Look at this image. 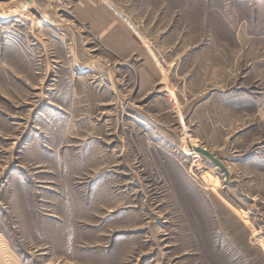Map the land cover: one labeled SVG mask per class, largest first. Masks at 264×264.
I'll return each instance as SVG.
<instances>
[{
    "label": "rangeland",
    "instance_id": "374dc122",
    "mask_svg": "<svg viewBox=\"0 0 264 264\" xmlns=\"http://www.w3.org/2000/svg\"><path fill=\"white\" fill-rule=\"evenodd\" d=\"M0 264H264V0H0Z\"/></svg>",
    "mask_w": 264,
    "mask_h": 264
},
{
    "label": "crops",
    "instance_id": "0c3cea01",
    "mask_svg": "<svg viewBox=\"0 0 264 264\" xmlns=\"http://www.w3.org/2000/svg\"><path fill=\"white\" fill-rule=\"evenodd\" d=\"M106 13L111 17L107 20L106 25H104L102 29L99 28L98 34L101 35L104 41H110L109 45L113 50L121 53L123 51L120 46L118 47L115 41H130V31L128 28L126 29L125 27L119 26V20L112 15L111 11H107Z\"/></svg>",
    "mask_w": 264,
    "mask_h": 264
},
{
    "label": "water",
    "instance_id": "95a60500",
    "mask_svg": "<svg viewBox=\"0 0 264 264\" xmlns=\"http://www.w3.org/2000/svg\"><path fill=\"white\" fill-rule=\"evenodd\" d=\"M198 150L199 151H201V152H203V153H205L206 155H208L210 158H212L214 161H216L218 164H220V165H222L223 166V164L220 162V160L219 159H217L210 151H208L206 148H198Z\"/></svg>",
    "mask_w": 264,
    "mask_h": 264
}]
</instances>
